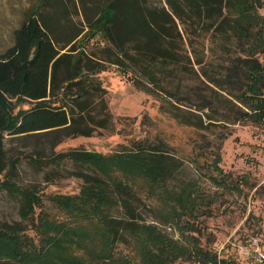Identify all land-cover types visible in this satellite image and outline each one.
Listing matches in <instances>:
<instances>
[{
	"label": "rangeland",
	"instance_id": "obj_1",
	"mask_svg": "<svg viewBox=\"0 0 264 264\" xmlns=\"http://www.w3.org/2000/svg\"><path fill=\"white\" fill-rule=\"evenodd\" d=\"M109 2L0 0L1 52L13 45L14 30L26 16L37 11L41 26L62 52L106 62L104 70L96 73L83 70L78 77L82 82L79 84L89 91L82 98L88 106L85 110L77 107L75 114L83 117L80 127L87 128L89 134L81 129L69 136L57 132L21 136L5 133L0 175L10 182L8 188L0 187V264H105L110 246L104 230L99 229L98 219L92 218L89 226L87 219L51 200L52 196L79 195L84 185L81 175L93 172L66 157L59 165L54 159L78 150L97 151L104 156L121 151L135 153L141 140L163 143L164 149L179 161L180 168L175 178L168 179V185L150 193L135 168L120 169L109 163L113 176L134 186L137 199L132 201L138 220L155 225L180 243L198 242L218 254L220 260L264 264V259H258V254H264V124L239 121L226 123L229 129L221 125L201 129L162 111V104L166 103L163 92L154 89V85L127 65L108 61L113 58V47L98 33L95 24ZM141 2L172 13L168 0ZM260 11L264 14V7ZM174 20L170 19L168 24L172 37L183 49L182 55L190 53L194 63L189 41L193 37L186 29L192 31L195 27L183 23L175 14ZM73 46L75 51H70ZM79 84L72 87L73 91ZM71 96L74 94L67 96L61 92L54 99L58 100L55 104L63 99L73 108ZM32 104L21 103L19 108ZM178 104L207 120L206 112ZM222 131L230 134L219 146L217 135ZM218 155L220 158L216 160ZM13 185L20 190L14 191ZM182 186L192 192L189 197L195 201L194 213L184 212L181 202L173 198ZM23 189L38 197L33 209L28 210ZM112 214L122 215L117 209ZM84 230L91 233V238L83 244ZM188 236L196 239L189 242ZM143 246L120 241L111 252L122 260L128 259L130 264H142L144 250L148 249V245ZM148 247L152 254L156 253L153 245ZM110 260L112 264L113 258ZM171 264L199 263L181 258Z\"/></svg>",
	"mask_w": 264,
	"mask_h": 264
},
{
	"label": "trees",
	"instance_id": "obj_2",
	"mask_svg": "<svg viewBox=\"0 0 264 264\" xmlns=\"http://www.w3.org/2000/svg\"><path fill=\"white\" fill-rule=\"evenodd\" d=\"M141 1L110 0L103 8L95 28L113 47V58L108 61L127 65L154 85V89L163 92L166 103L162 104V111L171 113L180 122L201 129L216 125L229 129L226 123L239 121L263 125L264 14L260 10L264 0H168L172 13L165 8H150ZM37 13L32 11L26 16L14 30L13 45L0 51V159L7 132L18 136L42 132L69 136L81 129L89 134L87 128L80 127L83 117L75 114L77 107L85 110L88 106L82 98L89 91L79 84L78 77L83 70L85 73L104 70L106 62L62 52L41 26ZM174 14L183 23L189 22L190 27H195L192 31L186 29L193 37L189 41L194 63L190 53L182 55L183 49L172 37L168 24L170 19L175 22ZM75 49L73 46L70 51ZM76 84L79 88L73 91ZM61 92L67 96L74 94L71 102L75 107L63 99L55 104L58 100L54 99ZM25 102L33 104L29 108H19ZM178 103L206 112L207 120L200 113L181 108ZM229 134V131H222L217 135L219 146ZM138 143L135 153L121 151L104 156L97 151L78 150L52 158L59 165L66 157L93 173L81 175L84 185L79 195L52 196L51 200L88 222L95 217L98 219L99 229L104 230L110 246L105 264L110 263L111 258L112 264H130L128 259L122 260L111 252L120 241L144 244L143 247L149 249L144 250L142 264H171L181 258L199 264H235L220 260L218 254L198 242L193 245L180 243L155 225L138 220L139 214L132 201L137 199L134 186L113 176L109 163L120 169L126 167L133 171L135 168L150 193L168 185V179L175 178L180 168L179 161L164 149L163 143L154 144L148 140ZM219 158L220 155L216 160ZM9 182L0 175V187L8 188ZM12 189L20 190L15 185ZM21 192L28 210L33 209L38 197L29 189ZM191 194L184 186L174 192L173 198L181 202L184 212L194 213L196 209L194 198L189 197ZM114 209L122 215H113ZM81 238L84 244L91 233L84 230ZM188 239L191 242L196 237L188 236ZM145 245H153L156 253L152 254Z\"/></svg>",
	"mask_w": 264,
	"mask_h": 264
},
{
	"label": "built area",
	"instance_id": "obj_3",
	"mask_svg": "<svg viewBox=\"0 0 264 264\" xmlns=\"http://www.w3.org/2000/svg\"><path fill=\"white\" fill-rule=\"evenodd\" d=\"M258 259L260 260V261H263V259H264V254H258Z\"/></svg>",
	"mask_w": 264,
	"mask_h": 264
}]
</instances>
